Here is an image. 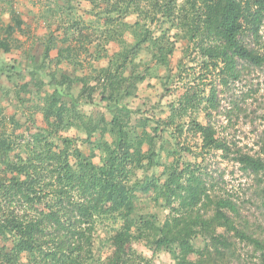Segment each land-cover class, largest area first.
<instances>
[{
    "label": "trees",
    "instance_id": "1",
    "mask_svg": "<svg viewBox=\"0 0 264 264\" xmlns=\"http://www.w3.org/2000/svg\"><path fill=\"white\" fill-rule=\"evenodd\" d=\"M7 1L12 6L13 1ZM87 1L88 12L98 17L97 24H90L96 25L94 32L102 30L105 42L117 41L121 50L107 66H91L92 74L57 78V67L64 61L83 68L80 56L88 51L91 39L72 0L54 1L49 12L56 13L61 35L52 32L41 38L40 59L28 68L31 77L40 79L35 84L38 91L46 84L41 80L53 85L41 102L46 126L31 133L26 142L6 130L0 134V264H160L154 258L160 251L168 252L175 264H227L235 253L226 235L230 232L253 245L259 252V264H264V233L250 234L247 228H239L230 216L238 212L237 204L231 198L212 195L213 188L198 165L174 160L180 152L157 147L155 140L157 135L163 140L170 132L177 143L176 136L187 128L199 137L202 152H221L223 158L264 182V146L257 154L237 148L219 132L217 120L223 113L219 92L229 98L228 115L252 97L250 90L241 91V99L233 100L246 69L240 62L264 73V52L244 41L251 35L259 43L264 0ZM10 14L20 28L24 21L14 10ZM131 14H136L133 22L127 20ZM151 24L159 25L162 33L154 36ZM15 28L8 25L5 31L11 35ZM174 28L198 51L203 69L199 77L207 81L215 74L218 83L205 82L210 85L208 94L205 87L171 103L169 115L154 125L150 122L155 116L144 118V112L138 119H145L146 125L139 133L138 120L131 124L139 110L130 111L124 103L148 75L169 65L175 42L168 32ZM127 36L132 37L131 44ZM11 46L9 41L0 42V51L7 52ZM143 51L155 60L156 67L147 65L145 72H139L135 59ZM54 64V70L47 71ZM75 85H81L78 95L73 92ZM99 85L106 93L101 97L105 109L112 114L109 121L106 113L94 117L82 106L93 103ZM28 87L27 83L20 86ZM199 110L205 112L206 123L197 120ZM3 111L0 106L3 120L15 122ZM147 126L154 133L153 140ZM72 129L77 130L74 136L63 133ZM107 134L110 139L105 138ZM95 135L99 136L94 140ZM79 141L89 144V154L81 150ZM97 156L98 163L94 161ZM159 166L162 170L157 174ZM151 203L168 213L160 218L157 212L144 211L143 205ZM197 229L203 236L200 246L194 242ZM99 230L113 246L106 258L95 250ZM134 243L143 244L153 254L148 256Z\"/></svg>",
    "mask_w": 264,
    "mask_h": 264
},
{
    "label": "rangeland",
    "instance_id": "2",
    "mask_svg": "<svg viewBox=\"0 0 264 264\" xmlns=\"http://www.w3.org/2000/svg\"><path fill=\"white\" fill-rule=\"evenodd\" d=\"M12 1L13 4L10 6L7 0H0V42L9 41L12 45L9 51H0V106L3 107V114L7 118L14 117L15 122L9 119L5 121L0 117V134L6 130L5 132L8 135L13 134L14 138L17 137L18 140H25L23 142H26L31 133L46 126L40 110L41 102L45 95L53 90V85L47 83V80H41L46 84L38 91L35 84L40 79L39 77H31L28 68L40 59L43 50L40 39L47 37L52 32L55 36H60L62 28H59V19L55 16L56 13L49 12L53 8L55 0ZM52 1L53 3L49 4ZM72 6L78 10V15L86 22V26H88L87 34L91 40L87 43L86 48L88 51L82 52V56H80V61L84 65L83 68L64 61L57 67V78H60L61 75L73 77L85 72L92 74L91 66L98 68L107 66L113 54L121 50V46L117 41L105 42L104 35H100L102 30H99L100 33L94 32L97 27L90 24H97L98 17L88 12L90 4L87 0H72ZM12 10L24 21L20 27L22 29L17 27V20L13 14H10ZM46 15L49 16L47 19L44 18ZM135 19L136 14H131L127 18L129 22H133ZM99 22L103 25L102 20ZM8 25L16 27L11 35L5 31ZM149 27L154 36L162 33L159 25L151 24ZM182 34L183 32L176 28L168 32L170 41L175 42L174 51L169 56V65L161 67L155 73L148 75L146 80L140 83L136 94L125 100L126 103L124 104L130 111L139 110L138 113L140 114H134L131 120L132 125H134L135 120H138L136 127L139 133H142V129L146 125L145 119H138L144 112H146L143 115L144 118H147V115L155 116V121L150 122L154 125L157 123L158 118L162 119L169 115L171 103L177 104L179 98L186 94L192 96L196 90H204L205 87L208 88L205 91L208 94L210 85H204L205 82L210 84L212 81L214 83L216 81V84L218 83L215 74H210L207 81L204 76L199 77L203 70L200 56L198 57L195 46L190 45L188 40L182 37ZM127 39L129 44L133 42L131 36H127ZM244 41L247 44L251 43L252 46L264 52V21L260 30L259 43L257 44L251 35H246ZM56 52L54 50L52 54L55 56ZM135 61L138 63L137 71L139 72H145L147 65L151 68L156 67L155 60L151 59L150 54L144 51L140 53ZM240 65L241 67L245 66L246 69L243 72L242 82L236 84L233 100L241 99V91L247 92L250 90L252 97L250 96L246 102L240 103L239 108L241 109H232L228 115L229 98L224 99L225 97L219 92L221 99L220 111L223 113H220L217 117L218 130L230 142L236 144L237 148L257 154L262 152L264 146V73L256 67L243 65L242 62H240ZM54 67L55 64L47 71L54 70ZM129 73L130 71L127 72V74ZM25 83L29 84V87L21 89L20 86ZM257 88L259 90L255 91ZM80 89L81 85H75L73 87L74 94L78 95ZM102 90V85L96 87L92 95L93 103L82 106L87 114H93L94 117H99L102 112L106 113V119L109 121L112 114L106 111L105 101L101 100L102 94L105 93ZM195 116H197V120L203 123L207 122L204 111L199 110ZM230 116L231 120L229 119ZM171 129L174 132L173 127ZM146 130L151 134L150 137L153 140L154 133L151 132L152 130L148 126ZM63 133L74 136L77 130L72 129ZM83 136L85 137V135ZM97 136L99 135H95L93 139L95 140ZM174 136L176 135L174 134ZM105 138L110 139V135L107 134ZM155 140L157 141V147L161 145L164 149L180 152L174 157V160L179 158V162L198 165L206 182L213 188L210 190L212 195L231 198L237 204L238 212H230V216L234 218L239 228H247L246 230L250 234H252L251 232L264 233V182L256 181L252 174L243 171L238 164L223 158L221 152H202L199 137L189 132L187 128L178 137L176 136L177 143L174 142L170 132L166 134L163 140L158 135ZM78 144L85 154L90 153L89 144H82L80 141ZM148 148L149 142L143 145L144 151H147ZM160 151L165 153L163 149ZM170 160H173L172 156ZM94 161L98 163L100 158L97 156ZM161 170L162 166H159L156 170L157 174H160ZM143 206H146L143 208L144 211L157 212L160 214V218L168 213V211L161 212L160 207L155 203H151L149 206L144 204ZM218 231L224 232V229L219 228ZM196 233L195 244L197 246L203 245V236L198 233V229ZM226 235L234 243L235 252L233 256L226 260L227 264H259V252L255 251L253 245L247 241H242L241 237L234 236L233 232ZM105 239L106 234L99 230L95 250L106 258L112 253L113 246ZM133 246L148 256L153 254V251L143 244L134 243ZM154 258L155 262L160 264H175L166 251L158 252V255Z\"/></svg>",
    "mask_w": 264,
    "mask_h": 264
}]
</instances>
